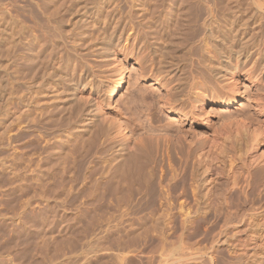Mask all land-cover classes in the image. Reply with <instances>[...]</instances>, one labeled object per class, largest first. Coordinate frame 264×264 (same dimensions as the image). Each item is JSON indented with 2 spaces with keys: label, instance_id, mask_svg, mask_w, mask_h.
<instances>
[{
  "label": "bare ground",
  "instance_id": "obj_1",
  "mask_svg": "<svg viewBox=\"0 0 264 264\" xmlns=\"http://www.w3.org/2000/svg\"><path fill=\"white\" fill-rule=\"evenodd\" d=\"M216 1H190L189 3L195 7V12L201 19L203 18L202 20H162V28L158 32L155 28L153 29L154 26H150L154 20L134 21L125 20V17L116 19L114 11L110 5H107L101 8L105 11L102 19L104 26L99 27L100 34L98 38L97 36L95 38L98 40L93 38L96 42L92 39L89 40L90 44L79 45L81 49L86 45V49L92 48L93 51L95 49L93 46L99 45L100 49L97 47L99 50H96L100 54L95 52L99 56L104 55L112 60L118 54L119 39L125 29L127 30V27L134 29L136 41H138L136 44L140 45L139 55L146 54V59L145 55L143 57L152 69L149 70L147 67L148 76L156 83L161 84L162 80L165 84L164 94L161 92L163 94L161 95L158 92L159 89H154L159 93L156 94V96L159 95L158 97L155 96L158 100L152 99L149 102L153 103V100L154 103L159 102V107L161 106L165 112L194 124L195 111L199 107L196 104L186 106L183 92L188 88L190 95L194 96L198 93L205 103L208 100V93L212 92L210 82L207 83L205 76L214 74L224 76L225 53L228 61L232 60L231 56H236L237 61L231 66L230 71L235 70L238 63L243 65L249 60L252 62V67L257 66L260 69L258 75H262L264 71V0H224V20H210L213 15L210 12L211 3ZM220 1L222 0H218ZM122 24L124 26L121 28ZM17 26V36H15L17 39L14 38V40L16 47L18 44L21 46H18L19 53L16 58L20 111L26 116L27 121L25 124L23 119L19 121L17 133L14 136L20 150L16 153L14 176L18 182H36L33 189L35 214H57L79 203L82 207L76 211L80 215L94 214L96 218L98 215H108L110 225L107 224L109 226L107 228H110L108 230L112 232L110 234L115 235V239L130 236L139 230L143 241L150 237L154 240H163L167 229L170 230L175 226L184 232L193 228L197 222L205 220L207 218L204 210L205 199L202 195L208 194L209 188L206 185L211 182V179L206 174L207 168L204 164L217 146L218 139L208 138L205 141L202 140L199 146H193L194 140H187L177 128H175L176 131L174 130L175 135H170L171 133L168 135L166 131V134L157 135L155 131H159V128L153 127L154 123L142 127L144 121L141 124L138 123L140 116L137 113V107H139L137 104L142 102L139 105H143L146 102L144 94L146 90L136 87V95L134 93L129 101L124 103L123 108L130 116L127 118H131L130 123L137 122L142 130L140 134H137V142L135 140V143H131L132 145L127 142L124 148L117 142L115 135L121 134L125 138L124 131L128 130L130 123L123 121L121 113L115 114L116 120L111 119L112 115L110 118L104 115L105 104L107 106L109 103L107 99L116 102L127 88V81L121 70L115 73L112 85L109 84L105 88L107 84H104V80L88 68L89 63L85 62L88 58H85L84 52L76 51L75 56L67 52L62 66L53 71V66L51 68L43 66L44 59L41 58L43 56H40V53L44 51L38 52V47L30 40L32 36L31 34L28 36L29 29L27 31L23 21L19 20ZM28 37L35 46L32 43L26 44ZM124 40L126 42L128 38ZM70 42L77 45L78 41ZM24 44L25 47L28 46L29 51L26 50L29 53L28 58L24 56L23 51L27 49L22 47ZM186 46H189L188 53L177 57L175 52ZM194 52L197 53L194 54ZM213 53L217 56V60ZM192 62H197L204 73L203 75L200 73L198 78L193 76V67L188 66ZM230 65L228 63V67ZM147 68L146 71L141 70L142 76V73L148 72ZM197 84L201 86V92H197ZM231 94L226 96L228 105L236 103L240 96L234 85ZM223 103L224 101H221V104ZM146 104L143 106H147L149 110L146 111L144 107L143 110L151 112L153 104H150L151 108L148 107V101ZM255 108L256 114L253 117H244L239 120L245 143L249 149L253 150L264 143V99L262 100V97L257 98ZM150 120L149 122L152 121ZM204 122L206 124V121ZM112 124L117 126L112 127ZM135 128L137 129L138 126ZM163 129L161 127L162 131ZM26 138H28L27 142L24 141ZM180 141L184 145H180ZM24 142L32 152H29L31 157L26 159L28 166H24L25 159L22 154L24 153L22 148L26 146ZM254 160L253 154L241 173L240 182L242 183L236 190L237 197L231 196L226 199V202L236 208L234 215L238 212L249 213V217H253L257 227L264 226V169L258 170L257 166L253 169ZM27 169L28 174L25 173ZM256 169L258 173L254 172ZM172 182H180L183 188L177 196H173ZM186 182H189L187 186ZM204 184L206 192L205 188L203 190ZM249 203L250 207L247 209L246 205ZM230 215L231 213L228 214ZM108 216L104 219L107 220ZM100 217L98 218L101 222L103 218ZM96 221L99 222L98 219ZM175 221L177 225L174 224ZM97 224L93 226L97 227ZM37 252L39 253L38 250ZM47 257L45 259H48ZM42 260L43 258L40 261Z\"/></svg>",
  "mask_w": 264,
  "mask_h": 264
},
{
  "label": "rangeland",
  "instance_id": "obj_2",
  "mask_svg": "<svg viewBox=\"0 0 264 264\" xmlns=\"http://www.w3.org/2000/svg\"><path fill=\"white\" fill-rule=\"evenodd\" d=\"M190 1L192 0H0V29H2L0 30V264H57L58 262V264H102V261L103 264H264V226L256 227L254 219L249 217V213L238 212L234 215L236 208L226 202V199L231 196L237 197L236 190L242 183L240 182L241 173L251 155L255 156L253 169L256 166L259 167L258 170L264 169V143L255 147L254 150L249 149L239 125V120L244 117H253L256 114L257 98L260 96L262 100L264 99V71L261 73L262 75H258L260 69L257 66L252 67L251 60L247 62L248 64L238 63L235 70L230 71L231 66L235 65V61H237L235 60L236 56H231L233 61H228L225 53L224 70L226 68V71H224V76L206 75L207 79L204 75L207 83L210 82L209 86L211 85L212 91L208 93V100L205 103L198 93L194 96L190 95L188 88L183 92L187 102L186 106L196 104L199 107L195 111L196 122L192 124V122H185L179 117L165 112L161 106L159 107V102L154 103V100H158L155 98L156 94L165 91V84L162 80L161 84L156 83L148 76L151 67L145 60L146 54H141L145 55V59L139 55L140 45L136 44L138 41H136L137 36L134 29L131 30L129 27H127L129 30L125 29L119 39L118 54L112 60L104 55L99 56L100 53L96 50L100 47L99 45L93 46L94 51L91 50L92 48L87 47L88 49H86V45L81 49L82 44L89 43V40L95 39L96 36L98 38L100 28L104 26L102 19L105 11L101 9L104 6L110 5L116 19L125 17V20L134 21L154 20L150 26H154L153 29L155 28L158 32L162 28V20H202L203 18L201 19L195 12L196 9L191 6ZM216 3H211L210 12L213 15L210 20H224V0L220 2L217 0ZM19 20L23 21L27 31L29 29L28 36H30L29 34L32 36L27 40L30 38L37 45L38 52L44 51L45 54L40 53V56H43L41 58L44 59L43 66L49 68L53 66V71L62 66L67 52L75 56L76 51L84 52L85 58H88L85 62L89 63V67L87 63L86 66L93 70L96 76L104 80V84H107L105 88L109 84L112 85L115 73L121 70L126 78L127 88L116 102L107 99L109 103L107 106L105 104L104 115L108 118L112 115V119L116 113H121L123 121L129 124L131 118H127L129 114L123 108L125 107L124 103H127L134 93L136 95L135 90L140 88L146 90L144 94L147 100L144 98L146 102L143 105L148 101V107L151 108L150 104L154 103L151 108L153 110L150 109L149 113L146 112L147 106L139 105L142 102L137 104L139 106L137 113L140 116L138 123L141 124L144 121L142 127L150 123H154L152 126H157L159 131L161 127L162 129L164 127V132L162 130V132L155 131L157 135L161 133L163 135L166 132L168 135L170 133V135H175L174 130L177 128L187 140H194H192L193 146H199L202 144V140L205 141L208 138L218 139L217 146L212 150L207 160L205 159L204 164L207 168L206 174L211 179V182L206 185L209 188L208 194L202 195L205 199L204 210L207 217L205 220L197 222L193 228L184 232L175 226L170 230L167 229L163 240H154L150 237L143 241L139 230L132 233L135 236L131 234L127 237L124 236L125 238L119 236L121 240L119 237V239L117 237L115 239V235L110 234L112 232L108 230L110 228H107L110 225L109 216L106 215L108 217L105 220V215H98L97 218L94 214L80 215L77 213L78 208L82 207L79 203L68 209L70 211L57 214H35L33 189L36 182H18L14 176L17 163L16 153L20 151L14 136L17 133L19 121L23 119L24 124L27 121L26 116L20 111L17 79L16 58L19 53L17 50L19 51L21 46L19 44L17 47L15 46L17 39L15 36H17ZM123 26L124 24L121 25V28ZM125 38H128L126 42H124ZM27 40L26 44L32 43ZM70 41L80 43L77 42V45H73V42ZM35 44L33 45L35 46ZM39 45L44 49H40ZM25 46L24 44L22 47ZM25 48L27 49L23 51L25 52L24 56L28 58L29 53L26 52V50L29 51L28 46ZM188 49L189 46L181 47L175 52V55L178 57L187 54ZM87 50L88 52H86ZM196 53L194 52V54ZM213 55L214 58L217 57L214 53ZM145 61L146 63H144ZM227 61L229 65L231 63L229 67ZM191 64L193 66H190ZM188 66L189 68L193 67V76L200 77L202 68L197 62H192ZM146 68L148 72H144L145 76L142 73V76L140 72L146 71ZM198 84L197 92H201L202 88ZM233 85L238 89L240 96L236 103L228 105L226 96L232 95ZM154 89H159V93ZM162 93L161 95L164 94ZM152 99H154L153 103H150L149 101ZM221 101H224L225 104H221ZM143 107L146 111L143 110ZM145 115L148 117L145 118ZM114 119L116 120V118ZM132 123H135L134 126L130 123L128 130L124 131L127 138L121 134H114L117 142L124 148L128 143L132 145L131 143H135V140L137 142V134H140L142 130L137 122ZM116 124L111 126H117ZM136 126L140 128L137 130ZM166 126L169 127L166 128ZM135 129L139 132L136 133ZM34 135L36 136V134ZM27 139L24 141L27 142ZM25 142L24 145L27 144ZM181 143L180 141V145H184ZM177 145L179 146V143ZM27 146H23L24 153L21 152L24 154V166H28L26 159L30 158V153H32L30 147ZM257 169L254 172L258 173ZM25 173L28 174V169ZM188 183L186 182V186ZM180 184V182L171 183L174 186L173 196L182 192L183 188ZM204 188L205 184L203 190ZM249 207L250 203L246 205L247 209ZM229 213H231L230 216H228ZM98 217L103 218L101 222L105 220L108 223L103 221V225H105L103 226ZM97 219L101 224L96 221ZM93 224L98 226H93ZM174 224L177 225V221ZM44 255L48 256V259H45ZM42 258L43 262L40 261Z\"/></svg>",
  "mask_w": 264,
  "mask_h": 264
}]
</instances>
